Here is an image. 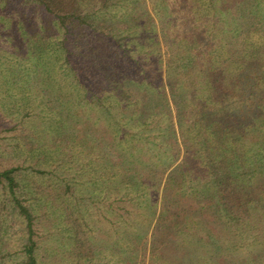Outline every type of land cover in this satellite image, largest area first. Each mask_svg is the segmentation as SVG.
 <instances>
[{
    "label": "trees",
    "instance_id": "obj_1",
    "mask_svg": "<svg viewBox=\"0 0 264 264\" xmlns=\"http://www.w3.org/2000/svg\"><path fill=\"white\" fill-rule=\"evenodd\" d=\"M166 1L162 42L143 19L146 0L128 7L0 0V7L36 16L78 104L105 115L117 161L108 151L89 181L116 193L125 222L135 208V238L150 233L149 264H264V64L253 40L264 29V0ZM24 169L0 159L2 204L23 225L20 264H41L37 198ZM144 220L151 232L140 228Z\"/></svg>",
    "mask_w": 264,
    "mask_h": 264
},
{
    "label": "rangeland",
    "instance_id": "obj_2",
    "mask_svg": "<svg viewBox=\"0 0 264 264\" xmlns=\"http://www.w3.org/2000/svg\"><path fill=\"white\" fill-rule=\"evenodd\" d=\"M119 3L135 6V0ZM146 4L143 19L150 36L162 42L170 8L166 0H146ZM22 11L0 7V159L4 164L24 166L22 181L32 199L37 198L40 263L119 264L118 259L123 258L131 264H149L150 233L147 238V233L135 238L139 228L135 208L125 222L117 216L116 208L124 203L116 193L108 188L102 191L89 181L93 165L107 161L108 151L111 161H117L105 115L78 104L70 76L48 50L49 42L42 40V33L38 35L36 16ZM253 36L261 43L258 59L264 64V29H257ZM31 148L34 151L27 153ZM40 149L46 154H39ZM67 183L71 186L68 193L64 188ZM5 198L0 187V264H20L25 233L19 218L11 215L10 206L2 204ZM140 228L151 232L152 224ZM86 237L89 245L82 243Z\"/></svg>",
    "mask_w": 264,
    "mask_h": 264
}]
</instances>
